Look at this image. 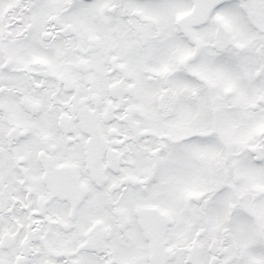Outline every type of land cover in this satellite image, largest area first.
<instances>
[{
	"label": "snow or ice",
	"instance_id": "6c2138e0",
	"mask_svg": "<svg viewBox=\"0 0 264 264\" xmlns=\"http://www.w3.org/2000/svg\"><path fill=\"white\" fill-rule=\"evenodd\" d=\"M0 264H264V0H0Z\"/></svg>",
	"mask_w": 264,
	"mask_h": 264
}]
</instances>
